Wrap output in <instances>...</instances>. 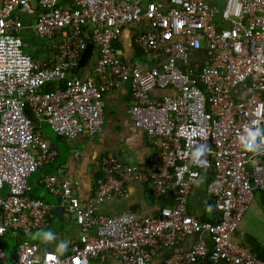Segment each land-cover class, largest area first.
Returning a JSON list of instances; mask_svg holds the SVG:
<instances>
[{
	"label": "built area",
	"instance_id": "built-area-1",
	"mask_svg": "<svg viewBox=\"0 0 264 264\" xmlns=\"http://www.w3.org/2000/svg\"><path fill=\"white\" fill-rule=\"evenodd\" d=\"M31 15L35 36L49 42L44 62L22 36ZM131 25L144 26L134 45L145 55L159 54L161 66L120 60L114 43ZM89 44L98 55L94 74L71 76ZM51 84L62 86L42 90ZM125 84L133 101L130 119L155 153L137 165L102 155L96 195L85 204L71 179L45 177L48 192L75 216L81 237L68 256L54 253L56 259L23 242L14 264H89L106 256L151 264L160 251L190 237L196 238L191 248L164 264H203L206 258L207 264H264L231 242L255 195H264V149L245 152L238 144L245 125L264 127V0H225L223 10L214 0H0V192L7 189L0 196V240L9 231L46 227L52 210L30 196L28 181L58 153L26 109L59 137H94L102 131L105 95ZM157 90L168 94L151 97ZM193 142L210 149L207 165L192 163ZM203 174L213 177V224L201 223L190 209ZM133 182L148 185L169 205L150 216L101 213ZM0 264H11L1 245Z\"/></svg>",
	"mask_w": 264,
	"mask_h": 264
},
{
	"label": "crops",
	"instance_id": "crops-1",
	"mask_svg": "<svg viewBox=\"0 0 264 264\" xmlns=\"http://www.w3.org/2000/svg\"><path fill=\"white\" fill-rule=\"evenodd\" d=\"M62 4L64 6L70 5L67 1H64ZM32 8L35 12H38L37 6ZM25 24L27 29L24 32L30 31L31 37L34 39V43L29 48H32L31 51H34L35 57L37 54L40 55L36 60L44 62L47 59L48 52L46 48L49 42L40 40L35 36L33 29L34 17L32 15L25 19ZM143 28V25H131L125 28L119 39L114 43V48L120 60L130 67L144 69L158 68L162 63L159 54L153 53L145 55L141 52L138 53L134 46V39ZM86 38L90 42L89 30L86 31ZM95 51L96 49L94 48V52ZM97 59L91 67L88 69L87 67L81 69L80 72L75 75L83 79L92 76L94 74V67ZM164 94H168V91L157 90L150 92L151 97H161ZM132 105L133 101L130 96V87L128 84L123 85L120 89L107 93L104 97V122L102 131L94 137L82 134L73 139L62 138L57 136L46 123L37 121L38 124L40 123L39 130L42 132L43 137L48 144L57 151L58 156L53 164L43 166L29 178L28 183L31 188L30 196L32 198L41 199L52 207L49 214L48 225L38 230H32L30 233H35L42 229L52 230L56 234L57 239L53 243L43 244L40 241H32L29 238L30 233L25 231H9V233L0 240V245L11 264H14L13 258L15 252L20 248L23 242L28 241L37 244L40 254L52 252L61 257H65L71 253L72 246L78 243L81 237V229L76 222L75 216L64 210L60 211L61 207L58 199L51 195L45 188L42 183L45 177L56 175L71 179L74 183L76 196L80 199L82 204H85L96 195L98 188L97 179L101 176L100 159L102 155L113 153L123 163L137 165L144 164L149 160L148 158L155 153V149L149 147L145 133L136 128L130 119L129 108ZM44 127H48L50 132H45ZM124 187V197L113 199L102 205L100 207L101 213L114 216L123 212L133 211L139 213L141 216H150L156 214L162 208L163 200L155 197L153 193H150L151 189L148 185L133 182L126 183ZM207 191L206 179L203 177L193 190L190 198V209L198 219L208 212L206 201L208 197ZM6 195L7 189L0 192V196L4 197ZM256 197L261 206L264 207V195L256 194L254 199ZM211 216L212 214L209 215V217ZM246 216L247 214L244 218ZM235 233L231 240L235 238ZM65 239L69 241L67 250L62 254L56 253V243ZM195 242L196 238L190 237L173 248L162 250L153 259L151 264H164L167 259L174 255L187 252ZM233 245L242 250L245 248L250 249L248 243L246 245L242 243ZM89 264L122 263L106 256L103 262L102 260H93Z\"/></svg>",
	"mask_w": 264,
	"mask_h": 264
},
{
	"label": "clouds",
	"instance_id": "clouds-1",
	"mask_svg": "<svg viewBox=\"0 0 264 264\" xmlns=\"http://www.w3.org/2000/svg\"><path fill=\"white\" fill-rule=\"evenodd\" d=\"M238 144L240 148L245 152H258L264 149V127L259 126L256 122L255 126L245 125L242 131L238 134ZM210 149L206 144L196 145L195 142L191 146V160L196 165H207V154ZM192 175H197L193 173ZM208 210L211 211V206H208ZM29 238L32 241H40L43 244H50L56 241V234L52 230H39L35 233H30ZM68 240H60L56 243V253L62 254L68 248ZM51 259H56L54 253H46ZM138 264H142V260L138 261Z\"/></svg>",
	"mask_w": 264,
	"mask_h": 264
},
{
	"label": "rangeland",
	"instance_id": "rangeland-1",
	"mask_svg": "<svg viewBox=\"0 0 264 264\" xmlns=\"http://www.w3.org/2000/svg\"><path fill=\"white\" fill-rule=\"evenodd\" d=\"M214 1L219 6L220 10H223L225 0ZM22 36L27 46L31 47L33 44V38L31 36H27L26 33H23ZM96 59L97 52L95 51L87 69L92 66ZM44 128L45 132H50L48 127ZM252 203L253 204H251L247 216L243 219L237 232L235 233V238H233L231 242L233 244L242 243L243 245H246L249 240H253L252 242L257 243L262 249H264V207L261 206L257 197Z\"/></svg>",
	"mask_w": 264,
	"mask_h": 264
},
{
	"label": "trees",
	"instance_id": "trees-1",
	"mask_svg": "<svg viewBox=\"0 0 264 264\" xmlns=\"http://www.w3.org/2000/svg\"><path fill=\"white\" fill-rule=\"evenodd\" d=\"M27 34V36H31L30 34V31H27V32H24ZM33 38V37H32ZM29 40V38H28ZM33 43H34V39H33ZM115 45V44H114ZM135 46V45H134ZM136 48V47H135ZM136 51L138 53H140L141 51L139 49L136 48ZM142 53V52H141ZM40 55L37 54L36 57L34 56L35 59H37ZM93 57V56H92ZM89 66V65H88ZM87 66V67H88ZM71 76H78V75H75V74H71ZM62 84H51V85H48V86H45L42 90L45 92V91H52V90H55L56 88L58 87H61ZM27 111V114L29 115V117L33 120V122L35 123V126H36V129L39 130L40 129V123L38 124V120L34 117V115L32 114L31 110L30 109H26ZM203 177L206 179V184H207V187H208V191H209V184L211 183L212 181V174H203ZM99 179V178H98ZM97 179V180H98ZM208 191H207V207L210 205L211 206V211L208 210L207 208V213H205L203 216H201L199 218V221L201 223H211L213 224L215 222V205L214 203L211 201V198H210V195L208 194ZM150 193H152L150 191ZM163 200V199H162ZM169 205V202H164L163 201V207L165 206H168ZM209 213V214H208ZM212 214L211 217H209V215ZM253 240H249L247 243H248V246L250 247L249 248H245L244 251L252 254L255 258H257L258 260L264 262V249H262L257 243L255 242H252ZM207 245H208V248H209V251H210V244L209 242H207ZM208 263V258H206L205 262L203 264H207Z\"/></svg>",
	"mask_w": 264,
	"mask_h": 264
},
{
	"label": "water",
	"instance_id": "water-1",
	"mask_svg": "<svg viewBox=\"0 0 264 264\" xmlns=\"http://www.w3.org/2000/svg\"><path fill=\"white\" fill-rule=\"evenodd\" d=\"M93 53H94V46L92 44H89L87 51L84 53V55L81 58L78 69L74 70L73 74H78L81 69H85L89 65ZM62 210L63 209L61 208L60 211Z\"/></svg>",
	"mask_w": 264,
	"mask_h": 264
}]
</instances>
